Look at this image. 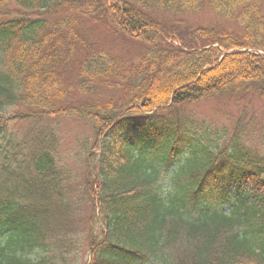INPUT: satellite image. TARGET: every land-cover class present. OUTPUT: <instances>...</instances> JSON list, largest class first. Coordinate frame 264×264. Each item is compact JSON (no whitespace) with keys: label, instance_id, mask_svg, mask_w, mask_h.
Instances as JSON below:
<instances>
[{"label":"trees","instance_id":"1","mask_svg":"<svg viewBox=\"0 0 264 264\" xmlns=\"http://www.w3.org/2000/svg\"><path fill=\"white\" fill-rule=\"evenodd\" d=\"M217 96L264 100V0H0V136L32 123L27 140L0 141V193L20 185L29 201L0 198V264H40L16 252L40 228L69 247L61 222L82 207L89 262L59 264H264V147L236 124L210 144L185 110ZM45 119L89 126L78 178ZM141 132L165 141L163 167L127 144ZM184 141L196 144L168 169Z\"/></svg>","mask_w":264,"mask_h":264},{"label":"rangeland","instance_id":"2","mask_svg":"<svg viewBox=\"0 0 264 264\" xmlns=\"http://www.w3.org/2000/svg\"><path fill=\"white\" fill-rule=\"evenodd\" d=\"M209 9L201 13L202 18L208 17ZM210 14V13H209ZM202 20V19H200ZM241 101L231 96H217L205 99L195 105L185 107L199 123L207 130L210 141H227V138L234 131L233 128L243 129L241 141L248 146L252 143L257 147H263L264 141V100L256 97L243 96ZM30 121H17L8 124L2 131L0 141H19L21 136L27 140L30 134ZM48 124V130L54 133L53 140L59 141V150L66 163L74 168L76 173L82 171L83 156L78 152L77 141H84L90 136L89 126L82 121L74 122L66 119H55L40 121L39 130ZM46 129V127H44ZM29 132V134H27ZM198 133L196 136L201 137ZM213 144H215L213 142ZM72 257V254L69 258Z\"/></svg>","mask_w":264,"mask_h":264}]
</instances>
